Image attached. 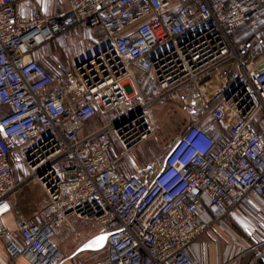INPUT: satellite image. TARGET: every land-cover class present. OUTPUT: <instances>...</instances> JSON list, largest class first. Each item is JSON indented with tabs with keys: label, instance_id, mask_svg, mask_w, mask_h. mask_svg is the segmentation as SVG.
I'll return each instance as SVG.
<instances>
[{
	"label": "built area",
	"instance_id": "1",
	"mask_svg": "<svg viewBox=\"0 0 264 264\" xmlns=\"http://www.w3.org/2000/svg\"><path fill=\"white\" fill-rule=\"evenodd\" d=\"M263 7L67 0L44 16L0 0V239L9 256L59 264L52 230L93 221L108 235L103 256L77 264H204L200 237L247 197L264 207V39L239 49L233 40ZM85 28H101L106 43L70 70L52 75L35 59ZM178 93L195 112L211 106L220 138L196 115L143 179L124 177L121 161L155 134L151 107ZM35 188L42 200L27 215ZM244 249L234 241L220 264Z\"/></svg>",
	"mask_w": 264,
	"mask_h": 264
},
{
	"label": "rangeland",
	"instance_id": "2",
	"mask_svg": "<svg viewBox=\"0 0 264 264\" xmlns=\"http://www.w3.org/2000/svg\"><path fill=\"white\" fill-rule=\"evenodd\" d=\"M256 29L255 33L264 38V7L257 13L247 29ZM261 31V32H260ZM107 38L101 28H85L76 32L70 40L57 39L51 46L45 47L42 58L44 65L52 75L61 74L70 70L78 58L85 59L94 54L96 50L105 44ZM41 64V63H40ZM145 80V79H144ZM147 83L146 80L144 84ZM147 88L142 90L146 98L153 95V86L147 83ZM128 91L131 90L128 88ZM134 100L132 105H136ZM5 114V109L0 107V118ZM151 119L155 134L148 141L138 146L132 153L121 161V169H132L135 177L143 179L151 169L161 161L169 146L177 137L189 126L193 120L200 118L201 121L212 124L215 123L209 118V111L206 107L195 112L193 104L183 97L181 93L173 95L170 99L160 101L151 107ZM196 115L198 117H196ZM257 118L264 120V112L258 113ZM30 191L33 197V203L25 206L23 211L29 215L37 208L42 197L37 188ZM5 224L12 229L9 219ZM74 231L66 229L52 230L50 241L62 252L63 258H70L71 264H77L78 261L89 262L103 256V252L90 253L83 252L74 255L75 251L88 239L102 232V227L93 221H73Z\"/></svg>",
	"mask_w": 264,
	"mask_h": 264
},
{
	"label": "crops",
	"instance_id": "3",
	"mask_svg": "<svg viewBox=\"0 0 264 264\" xmlns=\"http://www.w3.org/2000/svg\"><path fill=\"white\" fill-rule=\"evenodd\" d=\"M19 1L24 15H28L32 9H38L44 16H47L62 11L67 5V0ZM77 31L79 30L75 31L72 38ZM257 34L255 29L251 28L249 30L247 27L237 31L233 37L236 48H241L243 42L247 41V37ZM65 40H70V38ZM53 42L45 47L51 46ZM45 47L40 49L35 55V59L43 65L44 61L40 54H43L42 51H44ZM262 51H264V41L257 50V54ZM197 124L216 139L220 138L219 132L225 130L217 123L213 126L199 120ZM7 219H9L12 226L10 230H13L12 220L10 218ZM234 241L238 242L240 247L245 248L242 254L235 255V264H264V207L252 198H245L236 207L231 217L222 219V221L216 223L207 233L200 237L198 246L202 249V252H200L201 261L204 264H220L225 258L227 249L232 246ZM8 242L9 240L7 239H0V264H31L30 256L11 258L6 251ZM59 264H71L70 258H62Z\"/></svg>",
	"mask_w": 264,
	"mask_h": 264
},
{
	"label": "water",
	"instance_id": "4",
	"mask_svg": "<svg viewBox=\"0 0 264 264\" xmlns=\"http://www.w3.org/2000/svg\"><path fill=\"white\" fill-rule=\"evenodd\" d=\"M107 234H97L85 241L74 253V255L83 252H98L104 249L107 240ZM103 238V239H101Z\"/></svg>",
	"mask_w": 264,
	"mask_h": 264
},
{
	"label": "trees",
	"instance_id": "5",
	"mask_svg": "<svg viewBox=\"0 0 264 264\" xmlns=\"http://www.w3.org/2000/svg\"><path fill=\"white\" fill-rule=\"evenodd\" d=\"M249 25V24H248ZM248 25L246 26V27H248ZM241 30V29H240ZM240 30H238V31H240ZM243 31V30H242ZM255 31H256V29H255ZM248 38V37H247ZM246 39V38H245ZM213 105V104H212ZM210 108H211V106H208L207 108H206V110H210ZM120 173L124 176V177H130V176H133L134 175V172H133V170L132 169H127V170H120Z\"/></svg>",
	"mask_w": 264,
	"mask_h": 264
},
{
	"label": "snow or ice",
	"instance_id": "6",
	"mask_svg": "<svg viewBox=\"0 0 264 264\" xmlns=\"http://www.w3.org/2000/svg\"><path fill=\"white\" fill-rule=\"evenodd\" d=\"M101 239H103V238H101Z\"/></svg>",
	"mask_w": 264,
	"mask_h": 264
}]
</instances>
